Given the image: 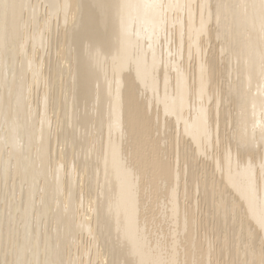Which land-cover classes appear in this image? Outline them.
Segmentation results:
<instances>
[{
    "label": "bare ground",
    "instance_id": "obj_1",
    "mask_svg": "<svg viewBox=\"0 0 264 264\" xmlns=\"http://www.w3.org/2000/svg\"><path fill=\"white\" fill-rule=\"evenodd\" d=\"M0 264H264V0H0Z\"/></svg>",
    "mask_w": 264,
    "mask_h": 264
}]
</instances>
